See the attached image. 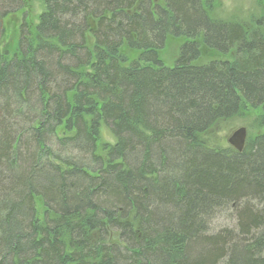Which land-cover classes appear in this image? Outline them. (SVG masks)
<instances>
[{"label": "trees", "instance_id": "trees-1", "mask_svg": "<svg viewBox=\"0 0 264 264\" xmlns=\"http://www.w3.org/2000/svg\"><path fill=\"white\" fill-rule=\"evenodd\" d=\"M25 1L0 0L1 38ZM42 1L14 48L0 43V264H264V12ZM170 38L184 41L173 66ZM203 46L218 57L200 61ZM250 109L261 133L242 152L202 139Z\"/></svg>", "mask_w": 264, "mask_h": 264}, {"label": "rangeland", "instance_id": "rangeland-1", "mask_svg": "<svg viewBox=\"0 0 264 264\" xmlns=\"http://www.w3.org/2000/svg\"><path fill=\"white\" fill-rule=\"evenodd\" d=\"M42 0H26L25 8L21 12H17L9 15L3 22V38L0 37L2 48H14V44L19 34V28L23 21V15L26 14V18L31 27L37 24L38 16L43 12ZM264 12V0H216L210 15L215 19H233L249 24L250 19L253 16H260ZM3 39V40H2ZM182 39H168L166 48L160 52L159 56L167 66H173L178 56L180 46L183 44ZM88 44H92V39L88 37ZM202 58L200 61L208 62L218 56L202 47ZM122 52L127 54L130 58H137L138 53L130 51L127 47L122 48ZM261 110H247L238 116L217 123L208 134L202 136V139L208 146L213 147L216 150H228L234 149L228 142L232 135L241 128L247 130V141L253 139L260 134L255 129L257 119L262 116ZM63 132H59L61 135ZM114 139L106 127L102 126L101 136L98 144L99 152L102 153V149L105 145L113 144ZM37 208L39 210L41 218L45 212V207L41 199H37ZM233 225V218L231 214L225 213L217 216L211 220L210 228L216 232L224 228H229ZM111 240L115 238L112 235ZM115 242V241H114Z\"/></svg>", "mask_w": 264, "mask_h": 264}, {"label": "water", "instance_id": "water-1", "mask_svg": "<svg viewBox=\"0 0 264 264\" xmlns=\"http://www.w3.org/2000/svg\"><path fill=\"white\" fill-rule=\"evenodd\" d=\"M246 139L247 130L245 128H241L232 135L228 142L235 150L242 152L245 148Z\"/></svg>", "mask_w": 264, "mask_h": 264}]
</instances>
